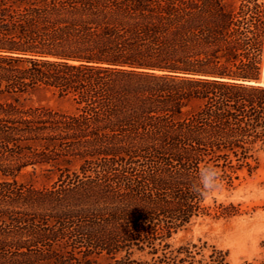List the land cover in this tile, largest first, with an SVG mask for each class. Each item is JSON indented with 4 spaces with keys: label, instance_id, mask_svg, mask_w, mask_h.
Returning a JSON list of instances; mask_svg holds the SVG:
<instances>
[{
    "label": "trees",
    "instance_id": "1",
    "mask_svg": "<svg viewBox=\"0 0 264 264\" xmlns=\"http://www.w3.org/2000/svg\"><path fill=\"white\" fill-rule=\"evenodd\" d=\"M261 147L264 0H0V264H229L170 240Z\"/></svg>",
    "mask_w": 264,
    "mask_h": 264
},
{
    "label": "rangeland",
    "instance_id": "2",
    "mask_svg": "<svg viewBox=\"0 0 264 264\" xmlns=\"http://www.w3.org/2000/svg\"><path fill=\"white\" fill-rule=\"evenodd\" d=\"M235 0H227L233 5ZM20 106L25 108L47 107L56 111L70 112L71 104L58 96L39 90L18 98ZM258 168L238 171L233 183H224L207 201L213 205V199L225 211L226 217H203L187 228L179 231L170 240L172 250L197 245L211 247L228 254L229 264L264 263V147L256 155ZM24 180H31L26 177ZM40 185L50 184V180L41 178ZM144 257L142 254L136 258ZM99 264H107L102 260Z\"/></svg>",
    "mask_w": 264,
    "mask_h": 264
},
{
    "label": "clouds",
    "instance_id": "3",
    "mask_svg": "<svg viewBox=\"0 0 264 264\" xmlns=\"http://www.w3.org/2000/svg\"><path fill=\"white\" fill-rule=\"evenodd\" d=\"M197 181L192 186V191L200 198L207 199L219 191L222 186L220 170L211 163H206L198 168Z\"/></svg>",
    "mask_w": 264,
    "mask_h": 264
}]
</instances>
